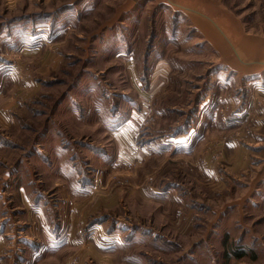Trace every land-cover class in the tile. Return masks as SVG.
I'll use <instances>...</instances> for the list:
<instances>
[{"label":"rangeland","instance_id":"374dc122","mask_svg":"<svg viewBox=\"0 0 264 264\" xmlns=\"http://www.w3.org/2000/svg\"><path fill=\"white\" fill-rule=\"evenodd\" d=\"M195 1L0 0V264H264V0Z\"/></svg>","mask_w":264,"mask_h":264},{"label":"crops","instance_id":"0c3cea01","mask_svg":"<svg viewBox=\"0 0 264 264\" xmlns=\"http://www.w3.org/2000/svg\"><path fill=\"white\" fill-rule=\"evenodd\" d=\"M190 1H192V2H196L195 0H190ZM226 12V11H225ZM192 13V12H191ZM220 15L224 18V22H226V25L228 26V27H231L230 29L231 30H233V31H235L237 34H239L238 33V31L228 22V20H227V17H226V15H224V13H222L221 11H220ZM227 13V12H226ZM187 16L188 15H190L189 13H187L186 14ZM191 15H193V17L195 18V20H196V29L200 32V34H202L213 46H215V47H217V49L218 50H220V51H222V46H224V44H223V40H222V38L221 37H219V35H218V33H217V31L215 30V28L212 26V24H211V22H210V20H208V19H206V18H204V17H202L201 15H195V14H191ZM192 16H191V18H193ZM132 126H133V124H132ZM182 143V139H179V140H177V141H174V143ZM173 143V144H174ZM235 142L232 140L231 142H230V144H228V143H226V146H224L223 147V152H228V151H233L231 154H233L235 157H237V159L239 158V157H241V159H242V157L244 156L243 155V153H242V150L241 149H237V148H235ZM238 154H239V156H238ZM242 165V164H241ZM74 215V214H73ZM73 215L72 216H70L69 218H70V220H72L73 219ZM51 231V230H50ZM44 232L46 233V230H44ZM49 233V232H48ZM69 233H70V231H69ZM42 238L44 239V238H47V233L46 234H42ZM70 236H71V233H70ZM110 237H113L114 238V236H112V235H110V236H108L107 238H109L110 239ZM71 239V238H70ZM95 241H96V239H95ZM67 245V244H66ZM6 245L5 244H3V243H1V241H0V249L2 248V247H5ZM49 247H48V249L50 250V251H52V250H55V249H61V248H63V247H60V248H58V246H59V243L58 242H56V241H54V242H50V244L48 245ZM102 251H104V250H102Z\"/></svg>","mask_w":264,"mask_h":264},{"label":"water","instance_id":"95a60500","mask_svg":"<svg viewBox=\"0 0 264 264\" xmlns=\"http://www.w3.org/2000/svg\"><path fill=\"white\" fill-rule=\"evenodd\" d=\"M221 12L224 13V15H226L228 22L238 31V33L242 36L243 40H245V43L249 48L253 49L252 46H254V47L259 46L260 48H262L264 50V39H259V41H257V40L250 39V37H244L245 34L239 30L240 27L237 24V22H235L233 20V17L231 15H229L228 13H226L225 11H221ZM259 180H260V174L252 181L250 189H249L250 192L254 191V188L257 185V183L259 182ZM247 195H248V193H247ZM242 204H243L242 199H241V201H239V202L237 201L234 203V205H238L239 207H241Z\"/></svg>","mask_w":264,"mask_h":264},{"label":"trees","instance_id":"16d2710c","mask_svg":"<svg viewBox=\"0 0 264 264\" xmlns=\"http://www.w3.org/2000/svg\"><path fill=\"white\" fill-rule=\"evenodd\" d=\"M241 257H243L242 254H237V258H241Z\"/></svg>","mask_w":264,"mask_h":264}]
</instances>
